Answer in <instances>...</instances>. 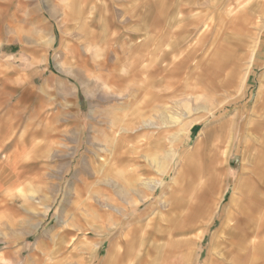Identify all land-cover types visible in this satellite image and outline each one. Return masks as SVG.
<instances>
[{"label": "rangeland", "instance_id": "obj_1", "mask_svg": "<svg viewBox=\"0 0 264 264\" xmlns=\"http://www.w3.org/2000/svg\"><path fill=\"white\" fill-rule=\"evenodd\" d=\"M263 159L264 0H0V264H264Z\"/></svg>", "mask_w": 264, "mask_h": 264}, {"label": "crops", "instance_id": "obj_2", "mask_svg": "<svg viewBox=\"0 0 264 264\" xmlns=\"http://www.w3.org/2000/svg\"><path fill=\"white\" fill-rule=\"evenodd\" d=\"M188 2H189V0H188ZM188 17V16H187ZM185 20H187L188 22L189 21H191V19L188 17V18H185ZM191 31L190 30H186L185 31V33H184V37H187V36H189V33H190ZM180 48V46H179V40H177V41H174V43L172 44V47H171V50H170V53L171 52H173V53H176V51H177V49H179ZM167 56H169V52L168 51H163L162 53H161V55H160V59H163V58H166ZM187 57H188V59L191 57L190 55H187ZM188 59H186V61H185V64L187 63V66H188V62L189 61H187ZM183 63V62H182ZM218 64V67L219 68H221V65H223V67H226L227 66V63L226 62H224V63H222L221 64V62H219V63H217ZM182 65V64H181ZM222 67V68H223ZM179 68H181V66L180 65H178L177 66V69H179ZM234 70V69H233ZM233 70L232 71H230L229 73H228V75H229V78H233V77H235V72H233ZM229 80H227V82H228ZM219 130H221V127L219 128ZM221 139V138H220ZM218 140V142L220 143V144H222V143H224L225 142V139H224V137H222V139L221 140ZM222 146H219L218 145V143L217 144H214V151L215 152H212V154L209 156V158H208V167H209V172L213 169V166L215 165V158L218 156V155H220V154H222L223 153V151L221 152V150H220V148H221ZM216 155V156H215ZM222 156H220V158H221ZM220 161H221V159H220ZM213 162V163H212ZM262 162H264V159H263V161ZM221 163V162H220ZM244 169H245V167H244V165H242L241 166V171L243 172L244 171ZM221 173H219V175H218V178L220 179V175ZM243 179H245V180H243V184H241L239 187H237V190H236V192L238 191L239 193H240V197H243V198H249L250 197V192H251V187L254 185V183H251V185H249V187H247L246 188V186L248 185L247 184V182L249 181V177H244ZM245 183V184H244ZM256 185V184H255ZM244 187V188H243ZM248 191H249V193H248ZM233 200V199H232ZM232 200H231V203H232ZM235 204H236V202H235ZM240 207V206H239ZM231 214L230 213H227V215H226V217H229ZM223 225V224H222ZM235 226L237 227V223L234 225V226H231L230 227V229H232V228H235ZM229 229V230H230ZM220 230H225V227H221L220 228ZM233 230V229H232ZM256 230L257 231H255L256 233H260V231L261 230H263V225H262V223L260 224V225H258L257 226V228H256ZM250 234H252L251 232H249V231H244L243 232V234H242V239H245V238H247ZM211 242H215V239L213 238V239H211Z\"/></svg>", "mask_w": 264, "mask_h": 264}, {"label": "bare ground", "instance_id": "obj_3", "mask_svg": "<svg viewBox=\"0 0 264 264\" xmlns=\"http://www.w3.org/2000/svg\"><path fill=\"white\" fill-rule=\"evenodd\" d=\"M216 156V155H215ZM220 156L221 155H218L216 158H215V165L213 166V169L211 170V173H210V177L211 178H213L214 177V179L215 180H219V178H218V175H219V171H220V169H219V164H220ZM213 163V162H212ZM220 173H221V171H220Z\"/></svg>", "mask_w": 264, "mask_h": 264}]
</instances>
